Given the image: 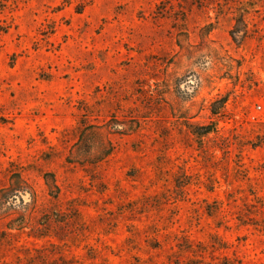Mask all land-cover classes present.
<instances>
[{
  "label": "rangeland",
  "instance_id": "obj_1",
  "mask_svg": "<svg viewBox=\"0 0 264 264\" xmlns=\"http://www.w3.org/2000/svg\"><path fill=\"white\" fill-rule=\"evenodd\" d=\"M0 264H264V0H0Z\"/></svg>",
  "mask_w": 264,
  "mask_h": 264
},
{
  "label": "trees",
  "instance_id": "obj_2",
  "mask_svg": "<svg viewBox=\"0 0 264 264\" xmlns=\"http://www.w3.org/2000/svg\"><path fill=\"white\" fill-rule=\"evenodd\" d=\"M248 13V11L244 8L239 9V13L235 18V26L233 30L231 31L232 37L235 41L239 39V35L243 33L242 38H247L250 36V29L247 26L245 15ZM224 102V101H223ZM216 128H212L211 126H208L205 128V134H210L213 132V130Z\"/></svg>",
  "mask_w": 264,
  "mask_h": 264
}]
</instances>
